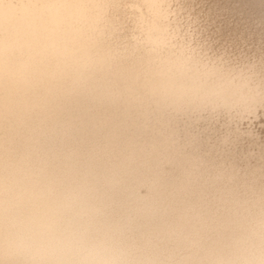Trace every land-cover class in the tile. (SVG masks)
<instances>
[{"label":"bare ground","instance_id":"bare-ground-1","mask_svg":"<svg viewBox=\"0 0 264 264\" xmlns=\"http://www.w3.org/2000/svg\"><path fill=\"white\" fill-rule=\"evenodd\" d=\"M0 264H264V0H0Z\"/></svg>","mask_w":264,"mask_h":264}]
</instances>
